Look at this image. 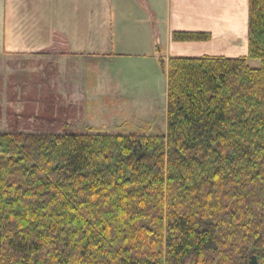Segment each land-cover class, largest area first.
Listing matches in <instances>:
<instances>
[{
  "label": "trees",
  "instance_id": "trees-1",
  "mask_svg": "<svg viewBox=\"0 0 264 264\" xmlns=\"http://www.w3.org/2000/svg\"><path fill=\"white\" fill-rule=\"evenodd\" d=\"M247 39L169 59L165 134L0 131V264H264V0Z\"/></svg>",
  "mask_w": 264,
  "mask_h": 264
},
{
  "label": "crops",
  "instance_id": "crops-1",
  "mask_svg": "<svg viewBox=\"0 0 264 264\" xmlns=\"http://www.w3.org/2000/svg\"><path fill=\"white\" fill-rule=\"evenodd\" d=\"M174 32L206 33L209 38L174 41ZM247 35L248 0H0V57L52 59L47 64L55 68V79L49 83L57 89L58 82L59 90L54 93L68 95L70 104L85 100L92 105L100 103L88 100V63L99 69L112 62L138 60L155 69L157 62L165 64L174 57H245ZM165 79L161 106L154 103L146 109L153 116L139 109L138 120L153 122L160 110L166 127ZM99 83L91 85L96 97L106 95V87H99ZM58 94L56 99L60 100ZM52 99L57 109L62 107L59 100ZM113 111L116 114L119 110ZM116 124L115 120L114 126L101 124L99 128L121 130L122 123Z\"/></svg>",
  "mask_w": 264,
  "mask_h": 264
},
{
  "label": "rangeland",
  "instance_id": "rangeland-1",
  "mask_svg": "<svg viewBox=\"0 0 264 264\" xmlns=\"http://www.w3.org/2000/svg\"><path fill=\"white\" fill-rule=\"evenodd\" d=\"M51 60L49 57H22L21 60L11 56L0 57V131L165 134V120H161L159 108L156 113L159 117L153 122L150 119L138 120L136 114L139 109H143L141 112L153 116L154 114L146 109L154 103L161 106L165 98V75L169 59L165 64H161L163 60L157 62V66H153L155 69L138 60L128 63L112 62L99 69L93 63H88L87 75L85 73L91 92L88 100L98 99L100 102L93 105L88 101L86 103L85 99L70 104L68 95L54 93L59 90V84L56 82L57 89H54L49 83L50 79L55 77V68L47 64ZM254 63L251 62V66H254ZM51 74L53 76L50 77ZM96 82H100L99 87H106L105 96L96 97L91 90V85ZM55 94L60 95L61 99H56ZM53 97L59 100L57 102L62 107H55ZM104 100H110L114 104L104 103ZM114 109L119 111L114 114ZM113 118H116L114 123ZM115 120L116 125L122 123L121 130L106 132L104 128H99L101 124L106 127L114 126Z\"/></svg>",
  "mask_w": 264,
  "mask_h": 264
}]
</instances>
